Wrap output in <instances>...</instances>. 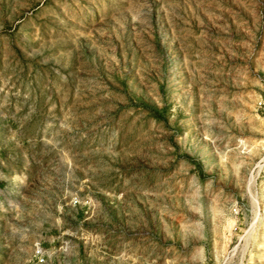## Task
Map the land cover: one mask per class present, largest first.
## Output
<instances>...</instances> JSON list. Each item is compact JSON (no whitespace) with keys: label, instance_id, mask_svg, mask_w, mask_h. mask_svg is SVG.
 Instances as JSON below:
<instances>
[{"label":"rangeland","instance_id":"obj_1","mask_svg":"<svg viewBox=\"0 0 264 264\" xmlns=\"http://www.w3.org/2000/svg\"><path fill=\"white\" fill-rule=\"evenodd\" d=\"M263 190L264 0H0V264H264Z\"/></svg>","mask_w":264,"mask_h":264},{"label":"built area","instance_id":"obj_2","mask_svg":"<svg viewBox=\"0 0 264 264\" xmlns=\"http://www.w3.org/2000/svg\"><path fill=\"white\" fill-rule=\"evenodd\" d=\"M256 104H257L258 107H261L263 105V102L262 101H257ZM261 201H262V209L264 211V190H263V196H262V200ZM234 212L237 213L236 210H234ZM34 256L37 258V260L39 262L42 261V254H41V252H40V250L38 248H35V250H34Z\"/></svg>","mask_w":264,"mask_h":264}]
</instances>
